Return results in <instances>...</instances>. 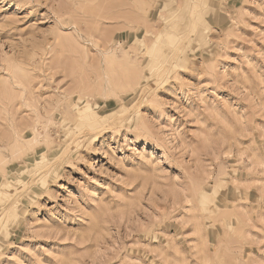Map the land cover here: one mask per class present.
Segmentation results:
<instances>
[{
	"label": "rangeland",
	"instance_id": "374dc122",
	"mask_svg": "<svg viewBox=\"0 0 264 264\" xmlns=\"http://www.w3.org/2000/svg\"><path fill=\"white\" fill-rule=\"evenodd\" d=\"M0 154V264H264V0H0Z\"/></svg>",
	"mask_w": 264,
	"mask_h": 264
},
{
	"label": "bare ground",
	"instance_id": "6f19581e",
	"mask_svg": "<svg viewBox=\"0 0 264 264\" xmlns=\"http://www.w3.org/2000/svg\"><path fill=\"white\" fill-rule=\"evenodd\" d=\"M114 56L112 55V54H108V56H106V60H107V63L109 64V66H111V67H114V65H115V63L117 62L116 61V59H114L113 58ZM106 62V61H105ZM106 64V63H105ZM110 85L112 84V82H110L109 83ZM115 92L116 90L115 89H112L110 92ZM109 92V91H108ZM112 92V93H113ZM22 149V147H21V144H20V142L17 140L16 141V145H15V147H14V152H16V151H20ZM21 152H22V150H21ZM0 155H2V154H0ZM4 159L2 158V161H3ZM1 166V165H0Z\"/></svg>",
	"mask_w": 264,
	"mask_h": 264
}]
</instances>
